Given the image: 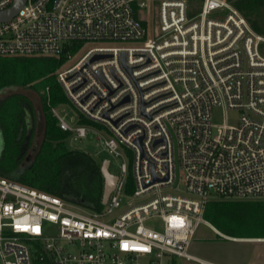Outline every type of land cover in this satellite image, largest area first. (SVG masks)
I'll return each mask as SVG.
<instances>
[{"label":"built area","instance_id":"obj_1","mask_svg":"<svg viewBox=\"0 0 264 264\" xmlns=\"http://www.w3.org/2000/svg\"><path fill=\"white\" fill-rule=\"evenodd\" d=\"M74 44L92 45L57 71L76 124L52 111L72 141L96 136L117 182L96 211L0 177V263L222 264L188 249L210 201H264V36L230 0H27L0 22L1 57Z\"/></svg>","mask_w":264,"mask_h":264},{"label":"trees","instance_id":"obj_2","mask_svg":"<svg viewBox=\"0 0 264 264\" xmlns=\"http://www.w3.org/2000/svg\"><path fill=\"white\" fill-rule=\"evenodd\" d=\"M230 2L264 36V0ZM79 45L67 46L60 58L0 56V177L98 211L104 207L103 159L69 149L71 133L60 128L52 111L70 103L57 71ZM81 123L97 125L85 118ZM34 130L41 136V144L33 159L25 162ZM204 216L230 236L264 238L263 200H212ZM241 232L249 235H239Z\"/></svg>","mask_w":264,"mask_h":264},{"label":"rangeland","instance_id":"obj_3","mask_svg":"<svg viewBox=\"0 0 264 264\" xmlns=\"http://www.w3.org/2000/svg\"><path fill=\"white\" fill-rule=\"evenodd\" d=\"M138 16L144 19H149V13L146 9H144L143 13H140ZM153 20L156 21L155 14H154ZM91 47H92L91 44L79 45L78 49L76 50L78 52L77 57L73 61L65 62L58 70H61V69L67 70L73 67ZM30 95L35 96V93L30 92ZM57 110L59 114L63 116L64 119L69 124L71 125L76 124V122H72V118H77L79 112L71 103L58 106ZM237 117H238V113L235 111H231V110L226 111V110H223L222 108H216L214 109L213 123L216 125H221L224 122H228L229 124H234L237 120ZM35 130H34L35 138H32V142L30 143L29 147H27L25 150L27 153L25 156L26 157L25 162H29L33 159V156L35 154L34 151L37 150L36 146L39 147L41 144L42 138L41 136L40 137L36 136L38 135V133ZM67 146L69 149L79 150L87 154H90L94 157L102 158L103 163L105 160H108L109 161L108 169L110 173H112L113 175H118L120 173L118 161L115 158H113L111 155L101 151V148L97 146V140L94 134H89L86 139H82L79 141H72L70 139L67 141ZM1 147H3V140H2V136L0 132V148ZM127 162L131 170L132 169L131 166L133 163L132 156L130 155L128 156ZM204 220L207 221L205 216H204ZM208 223L212 227L216 228L210 222ZM210 225H208L205 222L199 223L195 238L192 241L188 249V254L195 256L197 258H200V259L211 260V261L219 262L222 264H248V262L251 259L262 258V261H263L262 264H264V259H263L264 258V241L262 242L254 241L257 239H264V238L233 237V236H230L228 233H225V232L223 233L219 231L216 228V230L219 233H221L223 236L240 239V241H232V240L223 238L212 227H210ZM49 229H51V233H56V230L53 227L49 226ZM239 235L244 236V235H249V234L241 232ZM171 261H173V264H200L196 261L187 260L183 257H173Z\"/></svg>","mask_w":264,"mask_h":264},{"label":"water","instance_id":"obj_4","mask_svg":"<svg viewBox=\"0 0 264 264\" xmlns=\"http://www.w3.org/2000/svg\"><path fill=\"white\" fill-rule=\"evenodd\" d=\"M26 1L27 0H14V4L12 5V7H10L8 10L0 12V22L9 20L12 17H14L19 12L20 8L25 5ZM106 57L107 56H95L91 60V62L101 59V58H106ZM123 65L127 68L129 72H131V68L126 66L124 53H123ZM108 168H109V161L105 160L101 168L102 174L105 179L103 204H106L108 202L109 196L114 190L115 184L118 179L116 175H113L112 173H110Z\"/></svg>","mask_w":264,"mask_h":264},{"label":"crops","instance_id":"obj_5","mask_svg":"<svg viewBox=\"0 0 264 264\" xmlns=\"http://www.w3.org/2000/svg\"><path fill=\"white\" fill-rule=\"evenodd\" d=\"M261 259V260H260ZM264 259V258H263ZM256 262H258V263H256ZM262 258H254V259H251L249 262H248V264H262Z\"/></svg>","mask_w":264,"mask_h":264}]
</instances>
